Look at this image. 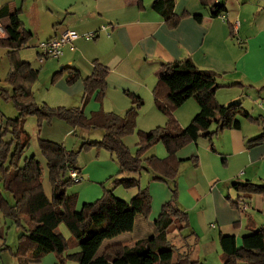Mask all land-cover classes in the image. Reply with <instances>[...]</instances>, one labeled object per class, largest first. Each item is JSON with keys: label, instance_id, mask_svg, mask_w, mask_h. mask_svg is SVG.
Instances as JSON below:
<instances>
[{"label": "crops", "instance_id": "obj_1", "mask_svg": "<svg viewBox=\"0 0 264 264\" xmlns=\"http://www.w3.org/2000/svg\"><path fill=\"white\" fill-rule=\"evenodd\" d=\"M217 1L226 6L223 16L213 17L209 7L200 0H176L175 13L187 15L174 28L153 8L154 0H34L25 9L29 27L23 21L26 31L32 33L27 45L32 43L37 57L40 41L59 36L66 29L86 34L107 26L93 40L79 38L75 50L66 48L65 55L60 58L44 62H40L39 57L23 60L33 66L37 60L40 66L35 67L41 70L44 65L54 62L53 75L63 72L55 87L61 90L62 100L74 105L45 99L58 107L80 106L84 93L82 78L68 83L69 74L65 68H75L86 77L92 74L95 60L106 65L109 73L105 96L99 98L95 92L84 107L85 114L90 117L103 110L124 115L132 105L129 93L141 96L145 104L137 118L138 130L123 139L132 151L136 149L139 131H149L166 123L167 117L157 108L153 94L159 71L164 64L188 57L199 67L221 74V87L217 91L220 103H242L255 118L250 120L239 115L240 127L220 130L211 138L201 137L176 153L180 160L176 176L178 204L189 216V227L179 232L187 233L192 240L193 259L205 264H223L219 244L222 234L236 235L241 244L244 235L264 225V194L242 192L233 187L234 183L247 181L264 184V142L249 146L251 139L264 135V0ZM4 5H8L10 13L20 10L21 15L23 12L13 1L0 3V8ZM194 15H201L202 21ZM0 21L2 25L8 22ZM0 48L8 58L9 49ZM199 110L198 103L191 98L175 110V116L182 126H187ZM63 128L65 134L72 132L77 137L79 133L90 135L96 131L79 130L69 124ZM216 129L214 124L211 131ZM47 139L57 140L55 137ZM58 142L64 143L62 140ZM167 156L168 152L161 143L143 154L145 159ZM92 163L85 167L77 163L84 177L88 174V178H96V181L89 179L88 186H82L81 192L86 200L94 194H101L98 184H106V180L120 173L119 164L111 163L107 167L103 166L104 162L100 165L102 162L98 160ZM153 176L154 171L148 176L146 186L153 194L152 204L157 206L159 216L161 206L172 193L169 185L155 181ZM110 186L112 188L113 184ZM135 194L133 190L121 192L123 199L128 201ZM244 205H247L246 209ZM138 219L135 229L140 231L142 226L139 228ZM177 228L171 227V236H178ZM135 241L125 244L133 245Z\"/></svg>", "mask_w": 264, "mask_h": 264}, {"label": "trees", "instance_id": "obj_2", "mask_svg": "<svg viewBox=\"0 0 264 264\" xmlns=\"http://www.w3.org/2000/svg\"><path fill=\"white\" fill-rule=\"evenodd\" d=\"M200 1L209 7L213 17L223 16L227 11L225 4L216 0ZM175 4L176 0L153 2V8L172 28L187 15L175 13ZM4 17H8V22L3 25L6 36L0 37V47L9 49L6 82L11 86V91L5 89L2 95L14 103L19 114L16 118H8L0 131V212L23 230L17 255L39 261L45 255L54 253L61 263L77 261L79 264H205L193 259L191 250H186L174 261L169 230L173 226L180 230L189 227L188 213L178 204L176 176L180 160L176 158V153L201 137L211 138L220 130L240 127L239 115L255 119L242 103L222 104L218 101L221 74L199 67L190 57L164 64L158 73L153 94L157 108L167 117L166 123L149 131H139L133 152L123 139L138 130L137 118L144 99L129 93L132 105L124 115L99 110L88 117L84 107L95 92L99 98L105 96L109 73L106 65L95 60L92 74L86 77H82L75 68H65L69 83L80 78L83 80L84 93L80 106L51 107L45 102H37L32 87L38 79L40 68L20 57V50L27 45L32 33L24 28L20 10L10 13L8 5H4L0 8V19ZM194 17L202 21L201 15ZM58 76L59 73H55L54 81ZM191 98L196 100L200 110L187 126H182L175 116V110ZM29 116L38 118L39 127L45 121L60 119L79 130L103 132L100 140H85L78 150L67 149L62 142L38 137L40 150L46 158L51 196L45 191L42 162L36 155L25 156L31 146V134L24 127ZM214 124L217 129L211 131ZM261 142H264V135L251 139L249 146ZM158 143L165 146L168 156L164 159L143 158L145 151ZM93 146L105 148L114 154L120 173L112 178V189H105L102 197L85 203L77 210V193L67 191L69 185L77 183L70 171L73 168L80 171L77 166L78 153ZM143 170L154 171V180L166 182L172 193L153 221L156 232L137 239L133 245L121 242L109 244L98 255L106 240L134 231L138 217H149L152 197L148 186L142 187L137 177L122 175L141 174ZM118 185L137 188L138 191L127 201L115 195L113 190ZM233 187L242 192L264 194V184L247 181L234 183ZM62 224L69 229L80 251L68 253L71 240L68 241L59 231ZM219 244L223 264H264V225L244 235L241 244L234 234H222Z\"/></svg>", "mask_w": 264, "mask_h": 264}, {"label": "rangeland", "instance_id": "obj_3", "mask_svg": "<svg viewBox=\"0 0 264 264\" xmlns=\"http://www.w3.org/2000/svg\"><path fill=\"white\" fill-rule=\"evenodd\" d=\"M6 1H13L15 2L18 6L23 9V12L21 13V19L28 25L29 27V21L28 17L26 16L25 9L29 5H31L34 0H0V3L6 2ZM22 11V10H21ZM3 22L6 23L8 18H2ZM29 29V28H27ZM81 38V37H80ZM83 38V37H82ZM85 39V38H84ZM78 40V39H77ZM76 40V41H77ZM93 40V39H92ZM75 41V42H76ZM31 42V41H30ZM32 45V43H31ZM29 46V44L21 50L20 57L22 59H30L34 57V59L38 58L37 54H35V47ZM76 46V45H75ZM3 49L0 48V131L1 127L3 125H6L8 118H16L18 116V110L16 109V106L14 103L10 100L5 99V97L2 95V91L7 89L11 91V86L6 82V77L9 72V61L8 58L5 56ZM66 53V52H65ZM64 53V55H65ZM1 55L2 58H1ZM63 55V56H64ZM49 59H56V58H49ZM39 60V59H38ZM48 60V59H47ZM46 61V60H45ZM34 66H40L39 62L37 60H34ZM54 62L50 63L48 66L45 67V65L42 67L43 70L40 69V73L38 76V79L36 82L33 84V91L35 95V99L39 103H44L45 99L48 100L49 102L52 103H65L66 105H74L70 104V102H67L65 100H62L61 96V90L57 87H55V84H57L58 81L61 80V75L63 74L60 72L58 78L56 81H54V75H53V69H54ZM59 69H62L59 67ZM68 82V81H67ZM69 83V82H68ZM51 107H58V106H53L49 104L47 101L45 102ZM145 104V103H144ZM144 106V105H143ZM143 108V107H142ZM51 121H45L43 122V125L39 127L38 125V118L36 116H29L24 123L25 129L31 134V143L30 147L26 150L25 156H31V155H36V157L42 162L44 166V177H43V183L45 187V191L47 192L48 195L51 196V183L48 178V168L46 164V158L42 154L39 144H38V135L41 134V138L47 139V137H55L57 140L56 141H63L64 145L66 146L67 149H75L78 150L80 148V145L83 141L85 140H100L103 137V132L101 130H96L90 135H82L78 134L77 135L73 134L70 132L69 134H65V129L63 126H67L65 121L56 119L54 120L51 124ZM62 125H60V123ZM138 123V121H137ZM70 125V124H69ZM138 125V124H137ZM138 127V126H137ZM138 129V128H137ZM137 132V131H136ZM85 134V133H84ZM84 136V137H82ZM60 139V140H58ZM52 140V139H51ZM55 140V139H53ZM136 150V149H135ZM134 152V151H133ZM101 161L100 165L103 164V166H110L111 163L115 164L118 166V161L117 158L114 154H112L110 151H108L105 148H100V147H90V148H84L78 153L77 156V163L81 167L89 166L93 164L92 162L94 161ZM153 171L151 170H143L141 174H131V173H126L125 176H134L140 179L142 187H145L147 184V179L148 176L150 177V173ZM82 177L83 180L80 182L74 183L69 185L68 187V193H77V210L81 209V206L85 202H91L88 200H93L96 201L100 197H102V193H104L105 189H112L110 184L112 183V178H109V180L106 182L108 183H103V184H98V190L100 188L101 194L99 196L97 195H92L88 200H86L84 197L85 194L81 192L82 186H88V183L92 181H96V178H88V174L85 175V177ZM96 177V176H95ZM90 179V180H89ZM162 183H166L163 182ZM167 184V183H166ZM0 185H2L1 181V170H0ZM168 185V184H167ZM95 188V185L93 186ZM117 191H115L116 188ZM116 188H114V193L117 197L123 199V196H121L122 191H129L133 190L135 193H137V188H125L122 185H118ZM97 188V187H96ZM151 192V190H149ZM151 196H153L152 192L150 193ZM5 195L7 197H10L8 193L5 192ZM124 200H126L124 198ZM128 201V200H127ZM162 207V206H161ZM157 211V206L152 204L151 212L148 218L144 217H138L139 221L137 222L139 228L142 226V230L135 229L132 232L124 233L122 235H119L117 237H114L112 239L106 240L101 248L99 249L98 255L102 254L104 251L105 247L109 244L116 243V242H133L135 239L143 238L152 235L153 233L156 232L153 221L155 218L158 216ZM142 222H145L142 224ZM141 224V225H140ZM147 226V228H146ZM152 230L153 232H149V229ZM146 232H142L145 231ZM178 232L174 230L173 232L179 233L178 236H171L172 242L171 244V252L173 253V259L174 261L177 260V258L180 256V254L185 253L186 250H190V244L192 243V240L189 239L188 234L184 232H179L180 229L177 228ZM185 230V229H184ZM23 230L20 227H17L11 218L8 216L4 215L3 213L0 212V264H79L77 261H66L64 263H61L60 260L56 257L54 253H50L48 255H45L43 258H41L39 261H35L32 257L28 258H23L19 255H17V251L19 248V237L23 233ZM59 231L64 234V236L68 239V241L71 240V246L68 250V253H74L80 251V246L78 244L74 243L75 241L73 240V237H71V232L69 229L66 227V225L62 224L59 228ZM152 233V234H151ZM186 237V239H185ZM26 259V262H25Z\"/></svg>", "mask_w": 264, "mask_h": 264}, {"label": "built area", "instance_id": "obj_4", "mask_svg": "<svg viewBox=\"0 0 264 264\" xmlns=\"http://www.w3.org/2000/svg\"><path fill=\"white\" fill-rule=\"evenodd\" d=\"M216 2H218L216 0ZM236 24H239V21L236 22ZM107 28L106 25H103L100 30L88 32L86 34H80L76 30L73 29H66L63 31L59 36H56L54 38L48 39V40H42L38 44V59L40 62H44L45 60L49 58H60L64 55L65 49L68 48L69 50L73 51L75 50V41L79 39L80 37H83L87 40H91L94 38H97L101 30H105ZM235 30H238L235 28ZM6 32L5 29L0 21V37L5 36ZM70 175L75 181H81L82 175L81 172L73 168L70 171ZM244 208H247V205H244Z\"/></svg>", "mask_w": 264, "mask_h": 264}]
</instances>
